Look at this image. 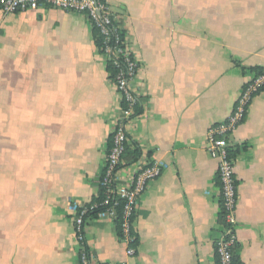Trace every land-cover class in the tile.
I'll return each mask as SVG.
<instances>
[{
    "label": "crops",
    "instance_id": "obj_1",
    "mask_svg": "<svg viewBox=\"0 0 264 264\" xmlns=\"http://www.w3.org/2000/svg\"><path fill=\"white\" fill-rule=\"evenodd\" d=\"M140 70L129 136L147 168L126 256L115 221L85 226L92 264H217L222 203L210 131L264 70V0H104ZM120 98L81 14L0 11V264H81L76 210L96 204ZM237 152L239 264H264V91L229 136Z\"/></svg>",
    "mask_w": 264,
    "mask_h": 264
},
{
    "label": "built area",
    "instance_id": "obj_2",
    "mask_svg": "<svg viewBox=\"0 0 264 264\" xmlns=\"http://www.w3.org/2000/svg\"><path fill=\"white\" fill-rule=\"evenodd\" d=\"M58 9L67 13L84 15L100 35L98 48L106 64L112 65L116 74L113 79L115 90L120 98V113L112 131V144L107 152L106 167L100 179L105 199L103 202L84 206L76 210L74 227L76 240L80 246L81 264H92L86 246L85 226L90 214L104 208L100 215L117 219V199L125 202L122 221V242L127 246L126 256L136 255L133 236L134 216L139 197L147 187V181L165 170V166L155 164L142 171L130 183L121 182L120 171L125 164L123 155L130 142L129 130L139 117L136 108L139 96L132 87L140 70L139 62L128 50V45L118 25L117 18L104 0H0V11L6 15L30 11ZM264 91V73L255 75L242 89L230 118L214 127L209 133L208 152L218 162V179L222 203L221 234L215 243L217 264H239L237 251L239 241L236 235L237 207L239 203L238 185L235 176V158L231 156L233 146L229 136L244 120L249 107L258 94ZM127 264V263H122Z\"/></svg>",
    "mask_w": 264,
    "mask_h": 264
},
{
    "label": "trees",
    "instance_id": "obj_3",
    "mask_svg": "<svg viewBox=\"0 0 264 264\" xmlns=\"http://www.w3.org/2000/svg\"><path fill=\"white\" fill-rule=\"evenodd\" d=\"M94 29V39H95V42L97 44V47L99 48L100 45H101V39H100V35H99V32L95 29ZM107 69L108 71L110 72V76L112 79H114L115 77V74H116V70L115 68L108 64L107 65ZM264 73V70H257L256 71V75H259V74H262ZM143 113V108H142V105L141 103H139V105L137 106L136 108V114L138 116L142 115ZM111 144H112V134L109 138V141H108V149L111 148ZM237 152L235 150L231 151V156L233 158H236ZM140 156H141V152H140V149L133 143H131V141L126 145V149H125V152H124V155H123V159L128 163V164H132L136 161H138L140 159ZM219 180V179H218ZM219 186H220V181H219ZM105 199V193H104V189L102 186H100V195H99V198L96 200L97 203H101L103 202ZM117 202H118V207H117V219L115 220V224H116V227H117V232H118V236H119V239L122 240V232H121V227H122V221H123V208H124V205H125V202L122 201L121 199H117ZM105 211L104 208H100L98 211H95L93 213L90 214V217L91 216H98L100 215L101 212ZM134 221H135V216H134ZM133 236L135 237V243H134V246L137 245V238H136V234L135 232L133 231ZM238 262V261H237Z\"/></svg>",
    "mask_w": 264,
    "mask_h": 264
}]
</instances>
